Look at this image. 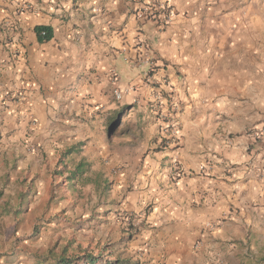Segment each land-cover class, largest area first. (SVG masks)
<instances>
[{"label":"crops","instance_id":"obj_1","mask_svg":"<svg viewBox=\"0 0 264 264\" xmlns=\"http://www.w3.org/2000/svg\"><path fill=\"white\" fill-rule=\"evenodd\" d=\"M29 1L15 16L9 53L0 54L3 165L16 158L19 167L30 166V156L47 160L87 136L82 117L107 85L119 86L117 62L137 55L141 69L157 67L152 77L174 89L176 100L164 127L125 157L140 164L145 187L129 209L146 202L152 208L136 216L133 247L146 264H208L257 248L264 238V144L245 135L264 126V39L251 27L260 30L259 21L245 18L254 11L213 0H157L174 10L163 25L159 16H144L150 0ZM36 25L51 26L52 38L39 42Z\"/></svg>","mask_w":264,"mask_h":264},{"label":"rangeland","instance_id":"obj_2","mask_svg":"<svg viewBox=\"0 0 264 264\" xmlns=\"http://www.w3.org/2000/svg\"><path fill=\"white\" fill-rule=\"evenodd\" d=\"M213 2H221L227 10H253L245 18L259 21L260 30L251 27L264 39V0ZM30 5L29 0H0V54L9 53L17 31L10 24ZM143 61L136 55L132 62L127 56L117 62L114 75L122 98L116 99L114 89L107 85L82 117L88 123L83 125L87 136L65 145L64 153L47 160L46 155L42 159L30 156L33 163L27 167H19L16 158L11 166H4L0 155V264H54L61 255L84 253L97 256L96 264L116 258L128 261L126 264H146L131 241L135 228L125 225L121 217L126 213L146 215L152 208L146 202L142 209L138 205L129 209V203L136 201L132 197L140 200L145 187L141 186L140 164L128 165L125 157L139 152L146 133L153 135L164 127L162 123L171 117L169 102L176 99L174 89L162 87L152 77V69L157 67L140 68ZM114 113L116 117L109 120ZM160 145L162 141L152 145V150H160ZM39 150L33 146L29 151L35 155L41 154ZM76 164H82V171L73 176ZM208 264H264V238L255 249Z\"/></svg>","mask_w":264,"mask_h":264},{"label":"built area","instance_id":"obj_3","mask_svg":"<svg viewBox=\"0 0 264 264\" xmlns=\"http://www.w3.org/2000/svg\"><path fill=\"white\" fill-rule=\"evenodd\" d=\"M143 11H146V13H148L150 16H154L155 18L157 17V19L159 16L163 25L169 24L171 22L172 16L174 15V10L171 5L160 3L157 0H150L149 2H147L146 9ZM16 25V22H12L10 24V27H12V29H15ZM113 94L114 97L118 100L122 98V92L118 87L114 88ZM17 95L21 97L23 93H19ZM245 135L248 136V138L252 142H261L264 144V126L250 128L245 131ZM172 171L176 174H180V169L178 168V166H174L172 168ZM121 220H123V223L125 225H129L130 227L133 226V229L137 227V218L131 213L122 215Z\"/></svg>","mask_w":264,"mask_h":264},{"label":"trees","instance_id":"obj_4","mask_svg":"<svg viewBox=\"0 0 264 264\" xmlns=\"http://www.w3.org/2000/svg\"><path fill=\"white\" fill-rule=\"evenodd\" d=\"M34 32L39 42L48 41L52 38L53 35L52 27L49 25H36L34 27ZM114 117H116L115 113L110 116L109 120ZM65 153H67V151ZM81 171H82V164H76V168L73 172V176ZM79 262L85 264H96L97 256H93L92 254H88V253H84L80 256H74V257L61 255L55 260L54 264H78ZM126 263H128V261L116 258L113 260H105L101 264H126Z\"/></svg>","mask_w":264,"mask_h":264}]
</instances>
